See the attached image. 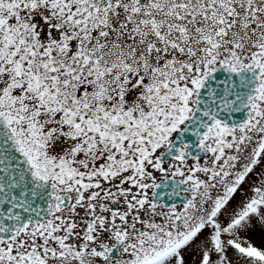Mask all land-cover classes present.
Listing matches in <instances>:
<instances>
[{
  "label": "snow or ice",
  "instance_id": "snow-or-ice-1",
  "mask_svg": "<svg viewBox=\"0 0 264 264\" xmlns=\"http://www.w3.org/2000/svg\"><path fill=\"white\" fill-rule=\"evenodd\" d=\"M0 264H264V0H0Z\"/></svg>",
  "mask_w": 264,
  "mask_h": 264
}]
</instances>
